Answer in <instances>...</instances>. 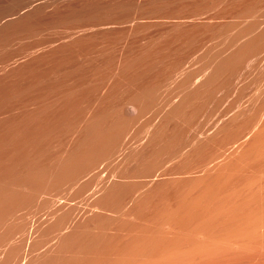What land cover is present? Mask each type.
Listing matches in <instances>:
<instances>
[{
    "label": "bare ground",
    "instance_id": "obj_1",
    "mask_svg": "<svg viewBox=\"0 0 264 264\" xmlns=\"http://www.w3.org/2000/svg\"><path fill=\"white\" fill-rule=\"evenodd\" d=\"M40 1L0 22L4 38L46 35L17 54V41L0 42V264H49L95 216H115L130 188L132 202L159 178L172 185L227 165L236 171L241 141L257 134L250 125L182 165L227 121L206 128L210 104L264 59V0ZM61 3L62 16L8 32ZM227 13L236 21L218 22Z\"/></svg>",
    "mask_w": 264,
    "mask_h": 264
},
{
    "label": "rangeland",
    "instance_id": "obj_2",
    "mask_svg": "<svg viewBox=\"0 0 264 264\" xmlns=\"http://www.w3.org/2000/svg\"><path fill=\"white\" fill-rule=\"evenodd\" d=\"M31 1L34 0H0V22L7 24L9 17L11 22L19 15L27 14V10L32 8L27 7ZM39 4L42 3L37 2L30 6H34V9ZM24 8L26 13L22 10ZM66 9L68 7L64 3L59 4L56 10L47 8L27 21L13 22L8 32H19L22 26L36 28L47 24L51 16H62ZM213 16L214 13L211 12L207 17ZM233 16L234 14H223L220 16L222 18H218V22L222 19V23L235 22ZM4 23L2 25H5ZM13 35L7 38L0 36V42L17 41L18 44L11 50L16 54L28 44L46 38V35L42 34L41 37L30 38H23L17 33ZM210 43L212 42L206 43V46L211 47ZM6 55L3 53L0 58ZM195 63L194 60H189L185 66L191 64L189 69L195 70L198 66ZM244 77V83L238 86L230 85L224 96L219 95L210 104L211 123L206 128H216L214 123L224 116V121L227 120L216 128L219 131L217 136L207 144L204 142L195 148H189L182 163L191 166L189 164H194L207 151H214V143L217 141L227 143L229 139L240 135L247 127L253 125L257 134L241 141L242 150H238L240 154L238 155V152L233 160L238 164L236 171H230L227 165L215 173L211 171L205 176L197 173L186 181L172 185H167L166 178H159L146 195H142L144 197L135 199L137 202L132 201L134 205L130 202L134 190L130 188L124 194L121 209L115 216L114 213L113 217L111 213L110 216H95L94 221H89L90 226L83 229L86 231L82 230L78 239L63 251L65 255L61 254L49 264H264V59L253 62L244 71ZM189 144L190 139L186 138L184 145ZM221 179L224 185L218 186L217 181ZM18 211L16 216L22 217L24 211H19L22 215Z\"/></svg>",
    "mask_w": 264,
    "mask_h": 264
}]
</instances>
